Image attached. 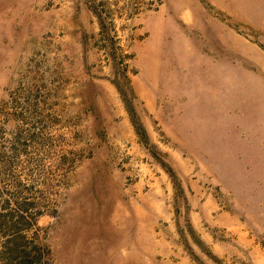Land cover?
I'll list each match as a JSON object with an SVG mask.
<instances>
[{
  "label": "rangeland",
  "instance_id": "374dc122",
  "mask_svg": "<svg viewBox=\"0 0 264 264\" xmlns=\"http://www.w3.org/2000/svg\"><path fill=\"white\" fill-rule=\"evenodd\" d=\"M0 264H264V0H0Z\"/></svg>",
  "mask_w": 264,
  "mask_h": 264
},
{
  "label": "trees",
  "instance_id": "16d2710c",
  "mask_svg": "<svg viewBox=\"0 0 264 264\" xmlns=\"http://www.w3.org/2000/svg\"><path fill=\"white\" fill-rule=\"evenodd\" d=\"M93 9V12L95 13V15L97 16V18H98V20H99V24H100V27H101V30L104 28V23H103V21H102V18L100 17V14L96 11V9L95 8H92ZM112 44V43H111ZM112 56V58L114 59V56L113 55H111ZM134 124V123H133ZM135 126V129H136V131H137V133L139 134V133H141V131H140V129L137 127V125H134Z\"/></svg>",
  "mask_w": 264,
  "mask_h": 264
}]
</instances>
